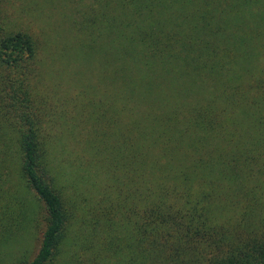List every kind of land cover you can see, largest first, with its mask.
I'll return each instance as SVG.
<instances>
[{
	"label": "trees",
	"instance_id": "1",
	"mask_svg": "<svg viewBox=\"0 0 264 264\" xmlns=\"http://www.w3.org/2000/svg\"><path fill=\"white\" fill-rule=\"evenodd\" d=\"M91 1L0 0V264H264V0Z\"/></svg>",
	"mask_w": 264,
	"mask_h": 264
},
{
	"label": "rangeland",
	"instance_id": "2",
	"mask_svg": "<svg viewBox=\"0 0 264 264\" xmlns=\"http://www.w3.org/2000/svg\"><path fill=\"white\" fill-rule=\"evenodd\" d=\"M22 6L33 11L35 26L48 30L57 37L59 47H68V19L77 17V8L89 5L91 0H18ZM32 15V14H31ZM31 18V17H30ZM37 18V20H36ZM56 68L64 73L63 82L69 87H74L84 81L82 77H89L97 72V64L93 61H76L67 57L64 60H56Z\"/></svg>",
	"mask_w": 264,
	"mask_h": 264
}]
</instances>
